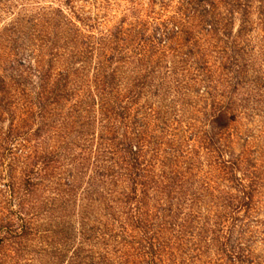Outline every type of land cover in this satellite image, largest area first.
I'll return each mask as SVG.
<instances>
[{
  "label": "rangeland",
  "instance_id": "rangeland-1",
  "mask_svg": "<svg viewBox=\"0 0 264 264\" xmlns=\"http://www.w3.org/2000/svg\"><path fill=\"white\" fill-rule=\"evenodd\" d=\"M242 26L237 41L249 52L246 83L217 84L213 102L199 66L215 62L217 69L222 63L214 46L228 42L229 34L235 38ZM111 33H117L120 51L128 47L113 64L124 81L151 68L159 74L153 90L160 92L149 106L160 115L147 120L161 149L173 148L166 161L173 165L163 167L161 150L154 171L179 172L180 186L170 192L153 185L144 218H129V208L112 202L97 173L111 170L115 134L103 127L98 106L91 126L81 127L83 121L71 113L74 96L53 117L48 139L50 150L60 151L47 172L56 183L27 187L30 153L16 151L20 145L15 153L5 149L11 121L26 117L24 99L6 77L9 91L0 104V264H90L88 255L93 264L100 256V264H264V0H0V75L10 74L5 69L17 53L29 65L46 62L54 43L59 48L53 72L72 62L91 81L100 58L97 42ZM87 41L94 46L90 60L81 62L79 54L72 59L71 52L84 51ZM214 104L228 106L232 120L216 129L217 143L210 144L205 130ZM115 126H121L119 137L128 134L120 121Z\"/></svg>",
  "mask_w": 264,
  "mask_h": 264
},
{
  "label": "trees",
  "instance_id": "trees-1",
  "mask_svg": "<svg viewBox=\"0 0 264 264\" xmlns=\"http://www.w3.org/2000/svg\"><path fill=\"white\" fill-rule=\"evenodd\" d=\"M244 30L245 26H242L235 38H232L229 34L228 42L221 46H214V51L217 53L215 58L222 63L217 68L223 71L222 73L220 70L218 78L214 77L217 72L215 62L207 67L204 64L199 66L205 84L204 91L209 96L207 99L210 98L213 102L216 100L215 93H219L216 88L217 84L243 86L246 83L243 73H245L246 64L248 63L249 52L246 46L243 47V44L241 45L237 41V37L240 38L239 36L243 34ZM122 41L125 43V39H122ZM83 44L86 47L85 50H73L71 52L72 59L79 54L80 59H83L81 62H88L94 54V46L90 41ZM97 44L99 47L98 57L100 58L93 67L94 72L91 81L85 80L83 74L85 69L76 68L72 62L53 72V62L58 56L59 48L54 43L49 48L48 60L44 63L36 60V66L26 64L23 54H16L15 61H11L5 69L6 75L9 71L10 74L8 76H5V73L0 75V104L5 101V95L9 91L6 85L7 77L24 99L23 114L26 117L20 118V122L16 124L11 121L12 124L5 131L3 137L6 145L5 149L9 150L10 153H15V148L20 145L21 148H16V151L20 150L24 154L30 153L31 166L28 171L27 187L29 185L30 187H38L44 182L56 183L55 178L52 180V172L49 174L51 177H47L50 166H54L55 157L60 153L59 150H50L48 143V139H51L52 136L50 131L53 127V117L56 116V113L62 111L65 102L71 103V99L76 96L78 99L73 103L71 113H77L74 116L75 120L77 122L83 121L81 127L85 128L88 125L91 126L92 110L98 106L100 121H106L107 123L103 127L113 131L114 137L117 139L112 151H109L111 153L110 162H112L110 165L111 170L108 167L107 172L102 170L97 172L101 179L102 189L107 195H110L112 202L129 208L127 213L130 216L129 218H144L146 211L143 212L142 208L145 205L147 192L153 185L159 187V184H161L163 189L170 192L176 191L180 186V182L178 186L179 172L176 175L174 172L165 174L163 170L159 171L160 173L154 171L155 160L158 159L161 162L158 158L161 150L165 155L162 159L165 160L162 161L163 167L173 165L172 162L166 164V161L171 160L173 148L167 145L161 149L160 136L155 132V128H150L147 120L148 115H150V118L154 115L156 119L160 115L159 109H153L149 106V99L152 96L156 97L157 93L160 92L157 89L153 90V86L157 88L154 81H158L157 86L159 87L160 79H157L159 74L152 72L151 68L140 76L125 77L124 81L119 66H113V64L122 61V52L128 51V47L126 46L120 51L117 33L104 34ZM132 53L136 57L139 55L135 49H132ZM88 54H91V56H88ZM243 60L244 63L242 64ZM16 67L18 68L16 69ZM26 71L29 72L25 75ZM238 73L241 74V78H239L240 74ZM242 75H244V78ZM214 81H216V84ZM122 86L124 88H121ZM146 109H150V113H148L149 110L145 113ZM229 110L228 106H215V104L211 108L210 129L205 130V138L210 140V144L217 143L218 132H216V129L221 130L229 126V120H232V117L229 116ZM140 112L143 115L145 113V119L140 116ZM7 113L11 114V111L9 110ZM1 117L2 114H0ZM117 121H120V124L123 123L125 129L129 130L128 134L124 133L122 137H119L121 126H115ZM156 128L163 131L164 125L156 126ZM29 145L32 147L31 150L28 148ZM73 162L74 159L71 160V163ZM227 163L232 164V162ZM45 177H47V181ZM67 184L71 185V182H67ZM109 184L114 188L109 190L107 187ZM103 197L106 198L107 196ZM112 218L116 217L112 215ZM122 228L124 229V227ZM25 229L26 225L23 224L22 230L25 231ZM74 256L78 258L80 256L79 251ZM87 258L90 260V264L94 263V259L90 255ZM103 259L104 257L100 256L98 264Z\"/></svg>",
  "mask_w": 264,
  "mask_h": 264
}]
</instances>
